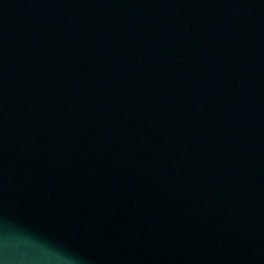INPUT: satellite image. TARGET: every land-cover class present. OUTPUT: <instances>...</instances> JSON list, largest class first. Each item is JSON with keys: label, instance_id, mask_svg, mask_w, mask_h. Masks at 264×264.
I'll return each mask as SVG.
<instances>
[{"label": "water", "instance_id": "water-1", "mask_svg": "<svg viewBox=\"0 0 264 264\" xmlns=\"http://www.w3.org/2000/svg\"><path fill=\"white\" fill-rule=\"evenodd\" d=\"M0 264H264V0H0Z\"/></svg>", "mask_w": 264, "mask_h": 264}]
</instances>
